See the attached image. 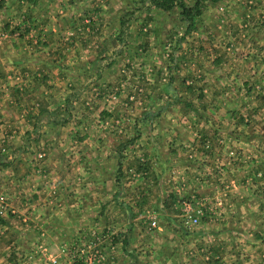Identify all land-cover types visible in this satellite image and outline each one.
<instances>
[{
    "label": "rangeland",
    "instance_id": "obj_1",
    "mask_svg": "<svg viewBox=\"0 0 264 264\" xmlns=\"http://www.w3.org/2000/svg\"><path fill=\"white\" fill-rule=\"evenodd\" d=\"M40 1L47 6L45 23L58 24L44 29L60 26L64 31L59 38L86 39L88 55L76 59L75 53L63 57L56 51L48 56L49 49L36 55L42 49L38 27L24 17L20 21L7 19L4 0H0V220L9 222L15 217V223L27 229L32 223L27 202L35 209L44 197L83 194L84 188L76 186L59 190L52 181L46 183L49 186L41 185L42 165L52 164L55 150L61 148V143L46 146L45 132L58 133L55 127L89 132L100 146L103 141L107 146L110 140L101 139L102 131L117 135L125 131L128 144L139 133L133 120L148 116L157 119L154 141L163 140L165 152H170L175 142V154L181 153L178 159L198 155L188 156L191 134L203 153L200 159L215 153L217 167L205 171L193 168L191 174L200 177L191 178L183 168L170 173L181 180L176 186L189 180L184 174L204 184L200 203L197 193L188 198L185 193L170 200L178 206L170 209L169 204H159V200L172 198L170 191L153 184L148 201L137 207L125 204V220L135 217L139 227L154 230L168 221L167 214L173 210L180 217L182 203L187 200L192 215L196 208L201 210L197 223H182L185 232L173 235L174 240L164 237L183 264L187 260L190 264H215L213 259L205 263L206 255L197 246L205 223L218 230L208 239L219 238L218 246L225 251L223 264L264 261V0L201 1L188 30L179 8L162 10L151 6L149 0ZM182 1L187 6L194 2ZM23 42L26 49L21 47ZM4 53L15 61L4 59ZM43 60L48 65L47 89L39 73ZM55 62L63 67L59 72L50 69ZM253 144L258 146L255 153ZM213 181L216 187H206ZM134 190L125 187V202L138 194ZM213 211H219L220 218L206 217ZM65 217L59 236L57 230H0V264H86L82 255L90 250L89 242L97 244L103 255V260L93 264L132 260L127 256H132L131 247L126 252L113 250L108 259V251L102 247L108 231L98 230L97 225L89 227L82 219L73 218L70 224ZM246 229L255 231L249 234ZM51 235L57 239L55 244L45 239ZM179 246H184V252Z\"/></svg>",
    "mask_w": 264,
    "mask_h": 264
},
{
    "label": "crops",
    "instance_id": "obj_2",
    "mask_svg": "<svg viewBox=\"0 0 264 264\" xmlns=\"http://www.w3.org/2000/svg\"><path fill=\"white\" fill-rule=\"evenodd\" d=\"M3 3V12H5L7 19L14 18L20 21V19L24 17V20L26 19L29 24L31 23L30 25L38 27L39 34L42 35V49L37 51L36 55H39L43 51L46 52L47 49H49V53L46 52L48 56H53L56 51L63 57L75 53L76 59L88 55V50L84 47L86 39L80 42L77 38L72 36L69 38H59V35L64 31L63 27L60 26L48 30L44 29V26L58 24L53 22V24L48 25L45 23L43 15L47 10V6L42 4L40 0H28V2L4 0ZM40 15L43 19L40 18ZM81 23H84V21ZM4 25L5 27H9L7 21H5ZM75 25L78 24L76 23ZM63 40H67V42L64 43L62 42ZM25 45L26 44L23 42L21 47L25 48ZM3 58L11 61V63L15 61L9 53H4ZM58 62L51 65L50 69L52 68V72H59L60 70L58 68H63ZM46 67H48V65L45 60H43L39 73H41L43 87L45 89H47V78L45 75L47 71ZM70 72L71 74L75 73L73 71ZM65 100L66 99H64V101ZM37 105L39 104L37 103ZM67 116L71 118L77 117L75 115L70 116V114ZM251 117L252 116H249V120H251ZM252 118V122H254L255 118ZM262 119H264V116ZM67 120L68 119H66V121ZM66 121L64 120V122ZM156 121V118H149L148 116L133 120V123L139 126V133L136 134L135 138L130 139L131 143L128 144L126 143L125 131L118 135L102 131L101 139L110 140V144H107V146L105 141L101 142L100 146L98 140H96L97 138H94V135L89 132L78 133L77 130L63 131V127H55V130H59L57 131L58 133H55V131L45 132L43 135L45 145L54 144L55 146L56 143H61V148L57 147V150H55V160L52 164L42 165V174L44 177L41 181V185L49 186L46 183L52 181V185L58 187L59 190H61L62 187L70 189V187L73 188V186H76L77 188H84L83 194L73 195L72 198H63L61 195L56 196L54 199L44 197L42 200L38 201V206L35 209L33 208L34 204L27 202L30 208V210L27 211L28 219L30 218L32 222L28 223L29 226H27V229L23 228L22 225L18 226L15 223V217H11L12 220L9 222L8 220L7 222L3 219L0 220V230H31L32 228L34 230H50L49 232L53 233V230H57L59 236V230H63V216L65 215L67 216L65 219H68L70 224L73 223V218L80 219V221L82 219V221L88 222L89 227H95L94 225H97L98 230H103V232L108 231L106 245H102V247H105L108 251V259L111 258L109 253L111 254L113 250H120V252L124 250L126 252L127 248L131 247L130 254L132 256L126 255L132 260L123 258V260H119L116 264H183L182 260H178L179 256L176 257L175 255V247L164 238L166 237L174 240L173 235L180 233L184 234L185 231L182 230L185 228L182 227L178 211L173 210L171 213L167 214L168 219L166 220L168 221L162 223L160 227L158 226L154 230L147 231L144 230L143 226L139 227L136 224L135 217L132 220H125V204L132 203V206H141L142 201H148L151 197L152 188L154 187L153 184L159 185L165 188V190L168 189L170 191L172 198L168 196L169 198H164L161 202L159 200V204H169L170 209L178 207L177 201L171 203L170 200L177 199V195L180 194L186 193L188 194L186 198H188L192 197L194 193H197L198 197L195 198L199 201L198 203H200L202 198L199 194L202 193L200 190L203 189L204 184L195 183L188 175L184 174V178L189 180L187 182L184 181L182 187L176 186L180 184L178 180H181L170 176V173H174V171L183 168V170L186 169V171L190 173L191 178L200 177V175L195 176V174H191L193 168L197 167L200 171H205L217 167L216 163L218 156L215 153H207L204 160H202V158L200 159V155H203V153L202 151H198V140H193L191 134H189L190 142L188 143V156H194V153L198 155H195L193 158L186 159L185 157V159H178L179 157L177 156L181 155V153L175 154V142L171 144L170 152H165L162 146L163 140L159 142L157 140V142L154 141V134L156 133L154 131V123ZM172 135V140L177 141ZM195 135L196 134H192L194 139ZM261 138L264 139V135H262ZM192 141L196 142V144L192 143ZM154 143H156V147ZM255 147L256 145L253 144V153L258 149V146L257 148ZM262 150L264 154V143H262ZM49 154L50 153H48V156ZM49 167L52 168L50 169ZM127 186L134 187V191H138V194L130 196L131 200L128 199L129 202H125L127 199L123 193ZM206 187H216V184L213 181L206 185ZM71 193L75 194V192L70 191V194ZM43 199H45L46 202H44ZM153 201L156 203L154 198ZM218 215L219 211L215 214L213 211L212 215H207L206 217L217 219L220 218ZM222 217H225V213ZM234 217L241 219L243 216L234 215ZM81 225L84 226V228H88L84 222H81ZM250 226L252 227V221ZM233 231L235 234H238L237 230ZM253 231L255 230H249L248 232L250 234L253 233ZM217 233L218 230H212L210 224L205 223L201 229L199 238L197 237V246L201 248L199 250L206 255L205 263L213 259L215 264H223L225 255L223 253L225 251L221 246H218L217 241L219 238L213 237L212 240L208 239L210 235ZM45 239L49 242L52 241L51 244H55L57 240L55 235H51V237H46ZM205 239L206 243L203 244L202 241H205ZM250 246L253 247L251 244ZM179 247H183L184 252V246ZM219 249L220 251L218 252ZM245 260V264H264V261L260 262L257 259ZM233 262H231V264ZM184 264L190 263L187 260Z\"/></svg>",
    "mask_w": 264,
    "mask_h": 264
},
{
    "label": "trees",
    "instance_id": "obj_3",
    "mask_svg": "<svg viewBox=\"0 0 264 264\" xmlns=\"http://www.w3.org/2000/svg\"><path fill=\"white\" fill-rule=\"evenodd\" d=\"M201 1L204 0H194L191 6H187L186 4H184L182 0H149L151 6L155 8H160L162 10H169L173 7L179 8L180 14L187 23L186 30H188L192 26V21L194 16H196L199 13V5ZM210 1H216V0H210ZM120 23L123 24V20H120Z\"/></svg>",
    "mask_w": 264,
    "mask_h": 264
},
{
    "label": "built area",
    "instance_id": "obj_4",
    "mask_svg": "<svg viewBox=\"0 0 264 264\" xmlns=\"http://www.w3.org/2000/svg\"><path fill=\"white\" fill-rule=\"evenodd\" d=\"M181 209L182 210H181L180 218H181V222L184 225L192 226V225L197 223L198 217L200 216V213H201L200 208H196L195 215H192L191 214V205L186 200L182 203ZM96 245H94L93 242H91V243L89 242L88 247L90 250L86 251L87 252L86 256L79 254V255H82V257H84L83 261L86 264H93L94 260H96L97 262H100L101 260H103V255L102 254L100 255L99 250L95 247ZM80 253H82V250H80ZM101 264H102V262H101Z\"/></svg>",
    "mask_w": 264,
    "mask_h": 264
}]
</instances>
